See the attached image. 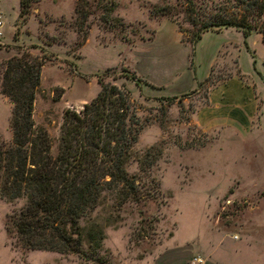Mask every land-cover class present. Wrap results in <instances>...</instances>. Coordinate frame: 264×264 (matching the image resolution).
<instances>
[{
    "label": "rangeland",
    "instance_id": "obj_1",
    "mask_svg": "<svg viewBox=\"0 0 264 264\" xmlns=\"http://www.w3.org/2000/svg\"><path fill=\"white\" fill-rule=\"evenodd\" d=\"M18 1L0 0V63L23 49L45 57L32 104L35 129L46 130L54 150L63 111L79 110L92 99L99 90L98 78L104 83L124 85L143 122L125 170L137 176L140 187L150 192L149 177L154 178L159 192L143 205L124 204L119 209L112 205L111 195H104L80 223L85 228L90 224L99 227L103 236L98 248L90 249L83 241L85 258L15 245L5 225L11 210L22 201L0 199V264H138L153 256L157 245L171 235L175 222L194 221L204 211L230 229L239 225L251 238L264 239L263 69L253 70L250 78H245L252 91L244 99L249 105L244 108L247 120L236 128L203 131L192 124L190 114L195 106L207 102L213 86L234 71V62L219 61L196 92L171 97L158 95L139 78L136 84L125 77H136L129 68V50L138 42L151 40L161 21L173 23L183 40L192 38L197 25L184 20L180 1L88 0L92 14L82 23L83 27L89 23L84 38L74 28L76 0H38L24 22L18 17ZM195 1L199 5L203 2ZM219 1L208 0L207 7ZM105 4L112 5L106 22L100 18L105 12L99 9ZM159 7L169 13L155 15L153 11ZM208 12L215 10L208 8ZM254 22L262 33H251L264 39V13ZM250 41H254L260 58L264 41L254 37ZM240 67L246 71L242 61ZM10 109L8 99L0 93L3 143L11 139ZM151 146L158 147L161 154L147 173H139L140 158Z\"/></svg>",
    "mask_w": 264,
    "mask_h": 264
},
{
    "label": "trees",
    "instance_id": "obj_2",
    "mask_svg": "<svg viewBox=\"0 0 264 264\" xmlns=\"http://www.w3.org/2000/svg\"><path fill=\"white\" fill-rule=\"evenodd\" d=\"M36 1H18L22 22ZM177 1L184 20L197 25L187 40L191 45L202 32L222 27L239 30L244 37L251 31L262 33L254 20L264 13V0H220L209 7L208 0H201L200 5L195 0ZM90 6L88 0H76L73 7L74 28L83 38L89 23L84 27L82 23L92 14ZM208 8L215 12H208ZM99 9L105 12L100 18L106 22L112 5ZM153 13L169 12L159 7ZM44 60V56H34L23 49L0 63V93L11 105V139L8 143L0 141V199L9 203L22 201L9 213L5 229L13 243L25 250L85 258L83 241L94 249L103 236L99 227L90 224L85 228L80 223L103 196L111 195L116 209L124 204L143 205L159 192L158 182L149 177L153 191H147L140 187L137 176L125 170L143 122L130 92L122 84L104 83L98 78L99 90L92 99L79 110L65 109L53 150L46 130L35 129L32 120V104ZM125 77L138 84L139 79L133 74ZM165 100L170 102L172 98ZM160 154L156 146L146 150L140 158L139 173H147Z\"/></svg>",
    "mask_w": 264,
    "mask_h": 264
},
{
    "label": "crops",
    "instance_id": "obj_3",
    "mask_svg": "<svg viewBox=\"0 0 264 264\" xmlns=\"http://www.w3.org/2000/svg\"><path fill=\"white\" fill-rule=\"evenodd\" d=\"M251 37L263 43L257 33L244 37L239 30L222 27L202 32L191 45L173 23L161 21L151 40L129 50V68L158 95L171 97L196 92L219 61L234 62V71L209 90L207 102L195 106L190 120L203 131L236 128L247 120L244 108L249 105L244 99L252 93L245 78L253 70H264V54L258 58ZM241 61L246 71H241ZM240 227L230 229L204 211L194 221L175 222L153 256L138 264H190L195 256L200 258L197 264H264V239L255 240Z\"/></svg>",
    "mask_w": 264,
    "mask_h": 264
},
{
    "label": "built area",
    "instance_id": "obj_4",
    "mask_svg": "<svg viewBox=\"0 0 264 264\" xmlns=\"http://www.w3.org/2000/svg\"><path fill=\"white\" fill-rule=\"evenodd\" d=\"M0 26H1V22H0ZM0 34H1V32H0ZM199 262H200V258L197 257V256H195V257H193V258L191 259L190 264H197V263H199Z\"/></svg>",
    "mask_w": 264,
    "mask_h": 264
}]
</instances>
